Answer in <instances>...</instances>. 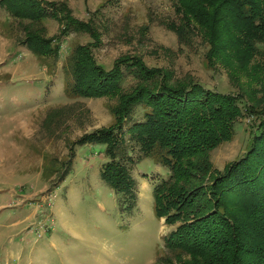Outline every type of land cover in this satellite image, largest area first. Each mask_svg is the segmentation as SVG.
I'll list each match as a JSON object with an SVG mask.
<instances>
[{
    "label": "rangeland",
    "instance_id": "obj_1",
    "mask_svg": "<svg viewBox=\"0 0 264 264\" xmlns=\"http://www.w3.org/2000/svg\"><path fill=\"white\" fill-rule=\"evenodd\" d=\"M41 1L63 3L71 16L91 23L98 39L91 46L92 57L107 69L121 57H138L146 66L171 74V86L189 76L208 89L236 96L240 112L233 136L210 151L212 170L204 182L212 185V179L242 158L253 142L248 162L264 179V134L254 141L264 128V52L249 59L242 70L220 62L210 69L199 36L190 47L179 45L175 33L162 23L177 21L172 0ZM26 23L0 3V223L9 226L17 217L15 230L0 238V246L10 238L15 248L17 243L30 244L31 255L20 257L29 264H154L158 251L170 254L163 238L176 226L165 225L153 211V188L168 176V168L142 155L132 135L145 108L135 107L117 133L133 159L132 210L121 208V198L100 178V167L107 161L103 144L76 146L70 171L58 181L69 155L67 144L110 127V106L119 92L99 98L66 97L65 57L76 44L90 45L93 38L74 30L59 34L63 25L47 16L37 26L43 25L48 36L61 35L52 43L59 52L40 57L23 43ZM135 83L125 70L124 90ZM248 174L252 176L251 167ZM10 194L20 200H10ZM231 202L225 199L224 205L231 207ZM16 210L19 213L11 216Z\"/></svg>",
    "mask_w": 264,
    "mask_h": 264
},
{
    "label": "trees",
    "instance_id": "obj_2",
    "mask_svg": "<svg viewBox=\"0 0 264 264\" xmlns=\"http://www.w3.org/2000/svg\"><path fill=\"white\" fill-rule=\"evenodd\" d=\"M0 3L20 22H27L22 26L23 43L36 56L55 57L59 52L52 43L61 35L48 36L43 25L37 26L47 16L63 25L59 34L74 30L93 38L90 45L76 44L65 57L66 97L99 98L119 92L110 106L114 123L67 144L69 155L58 181L70 171L76 146L103 144L107 161L100 167V178L121 198V208L132 210L133 159L117 133L135 107L143 106V120L134 122L132 135L142 155L168 168V176L153 188V211L165 225L176 226L163 238L170 254L158 251L154 264H264V179L248 162L254 142L242 158L212 179V185L204 182L212 170L210 151L233 136L240 112L236 96L208 89L189 76L171 86L167 84L171 74L146 66L138 57H121L107 69L92 57L91 46L98 39L91 23L71 16L63 3ZM172 5L177 21L162 23L175 33L179 45L190 47L199 36L210 69L220 62L242 70L249 59L264 52V0H172ZM125 70L136 80L128 91L122 85ZM262 133L264 128L254 141ZM225 199L232 201L231 207L224 205Z\"/></svg>",
    "mask_w": 264,
    "mask_h": 264
},
{
    "label": "crops",
    "instance_id": "obj_3",
    "mask_svg": "<svg viewBox=\"0 0 264 264\" xmlns=\"http://www.w3.org/2000/svg\"><path fill=\"white\" fill-rule=\"evenodd\" d=\"M10 196L12 197L10 200H14L13 198H16L17 200H20V197L17 194H10ZM0 201H2V198H1ZM7 201H9V200H7ZM2 203H3V201H2ZM2 203H0V204H2ZM18 207L21 208L22 206L21 207L18 206ZM17 212L19 213L18 210L14 211V212H10V215L11 216H15ZM14 220L9 224V226H2L1 223H0V238L6 236V233H10L13 230H15V225H17V222L14 221ZM11 236H14V235H11ZM13 240H14V238H10L8 241H6L5 244L0 246V252H1V254H0V264H29V262L25 261L26 258H25V260H23V262H21L20 257L22 255L24 257L30 256L31 255L30 250H34V249L31 248L32 246H30V244H28V243H23V244H18L17 243V245L15 244L17 246L15 248V247H13V242H12ZM46 240H49V237H47ZM50 245L53 246L52 248H55V244L53 242H50ZM50 245L48 244L49 249L52 250ZM40 247H38L39 250H40Z\"/></svg>",
    "mask_w": 264,
    "mask_h": 264
},
{
    "label": "water",
    "instance_id": "obj_4",
    "mask_svg": "<svg viewBox=\"0 0 264 264\" xmlns=\"http://www.w3.org/2000/svg\"><path fill=\"white\" fill-rule=\"evenodd\" d=\"M164 220V219H163Z\"/></svg>",
    "mask_w": 264,
    "mask_h": 264
}]
</instances>
